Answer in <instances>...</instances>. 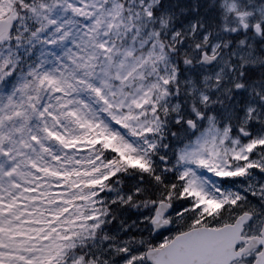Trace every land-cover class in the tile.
<instances>
[{
    "label": "snow or ice",
    "instance_id": "6c2138e0",
    "mask_svg": "<svg viewBox=\"0 0 264 264\" xmlns=\"http://www.w3.org/2000/svg\"><path fill=\"white\" fill-rule=\"evenodd\" d=\"M0 264H264V0H0Z\"/></svg>",
    "mask_w": 264,
    "mask_h": 264
}]
</instances>
